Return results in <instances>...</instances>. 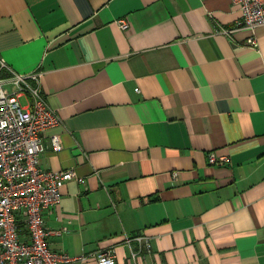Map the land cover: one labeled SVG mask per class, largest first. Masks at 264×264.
Listing matches in <instances>:
<instances>
[{
    "label": "crops",
    "instance_id": "crops-1",
    "mask_svg": "<svg viewBox=\"0 0 264 264\" xmlns=\"http://www.w3.org/2000/svg\"><path fill=\"white\" fill-rule=\"evenodd\" d=\"M241 17L232 0H0V57L41 73L62 118L42 166L77 175L44 212L50 248L84 257L69 264L112 248L118 264H264V26L248 45ZM137 233L153 248L133 260Z\"/></svg>",
    "mask_w": 264,
    "mask_h": 264
},
{
    "label": "built area",
    "instance_id": "built-area-1",
    "mask_svg": "<svg viewBox=\"0 0 264 264\" xmlns=\"http://www.w3.org/2000/svg\"><path fill=\"white\" fill-rule=\"evenodd\" d=\"M242 17L236 27H246L254 33L247 44L256 46V30L264 26V0H232ZM120 27L128 30L127 20ZM219 31V30H218ZM223 33L233 29L220 28ZM41 73L14 70L0 57V264H69L83 256H70L53 251L49 236L61 230L48 228L44 212L61 204L65 184L77 177L74 169L51 170L42 166L47 150L42 134L62 122L52 109L40 84ZM27 101L22 102L21 98ZM55 150L62 148L59 135L52 137ZM225 156L209 154V162H223ZM177 174V173H175ZM152 238L143 233L125 236L136 260L153 248ZM136 245V247H133ZM98 264H118L116 249L97 252Z\"/></svg>",
    "mask_w": 264,
    "mask_h": 264
},
{
    "label": "rangeland",
    "instance_id": "rangeland-1",
    "mask_svg": "<svg viewBox=\"0 0 264 264\" xmlns=\"http://www.w3.org/2000/svg\"><path fill=\"white\" fill-rule=\"evenodd\" d=\"M23 102V101H22ZM24 103V102H23Z\"/></svg>",
    "mask_w": 264,
    "mask_h": 264
}]
</instances>
